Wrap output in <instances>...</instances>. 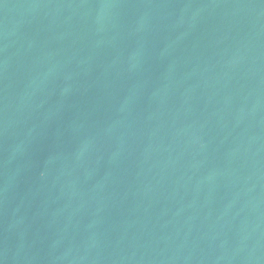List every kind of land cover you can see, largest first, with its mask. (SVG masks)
<instances>
[{
  "label": "water",
  "instance_id": "95a60500",
  "mask_svg": "<svg viewBox=\"0 0 264 264\" xmlns=\"http://www.w3.org/2000/svg\"><path fill=\"white\" fill-rule=\"evenodd\" d=\"M0 264H264V0H0Z\"/></svg>",
  "mask_w": 264,
  "mask_h": 264
}]
</instances>
